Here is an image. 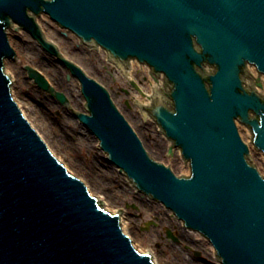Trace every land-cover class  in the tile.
Returning <instances> with one entry per match:
<instances>
[{
    "label": "water",
    "instance_id": "obj_1",
    "mask_svg": "<svg viewBox=\"0 0 264 264\" xmlns=\"http://www.w3.org/2000/svg\"><path fill=\"white\" fill-rule=\"evenodd\" d=\"M43 14L103 48L124 75L132 60L164 75L150 102L137 105L191 175L155 158L110 90L45 36ZM15 25L79 80L86 104L73 107L76 118L140 193L207 238L221 264H264V173L237 125L264 154V0H0V264H156L124 232L119 210L55 155L19 107L6 69L18 57L8 34Z\"/></svg>",
    "mask_w": 264,
    "mask_h": 264
},
{
    "label": "rangeland",
    "instance_id": "obj_2",
    "mask_svg": "<svg viewBox=\"0 0 264 264\" xmlns=\"http://www.w3.org/2000/svg\"><path fill=\"white\" fill-rule=\"evenodd\" d=\"M37 21L46 37L57 44L64 56L77 60L86 74L99 79L110 90L116 105L155 158L162 162L170 160L173 171L187 173L181 152L170 154L166 150L168 145L162 140L164 135L159 126L146 110L142 111L137 105L136 96L141 97L140 101L146 100L142 92L153 81L145 73L144 66H147L133 63L130 70L138 71L133 73L132 79L128 78L117 72V67L104 57L101 50L87 47L75 34L60 27L48 15H41ZM20 32L19 29L9 31L10 43L18 57L10 60L6 69L12 76V91L19 107L48 147L92 193L104 198L106 207L123 213L130 226L124 232L138 250L150 252L156 264H220L212 256L206 242L198 241L187 233L183 223L171 211L139 193L118 168L107 160L95 136L74 114L76 110L73 107L84 109L81 106V89L75 93L76 96L72 90L75 78L29 34L30 38H25ZM27 65L41 72L57 91L64 93L68 103L61 104L49 92L41 89L29 77L25 69ZM131 82H135L142 92L135 90ZM258 89L264 91V81L263 88ZM134 91H138L139 95ZM64 128L69 129L68 136L63 133ZM238 128L243 140L251 147L259 171L264 173V155L252 146L251 131L241 124H238ZM72 130H75V134H72ZM188 173L191 174L190 168ZM169 231L176 240L168 236Z\"/></svg>",
    "mask_w": 264,
    "mask_h": 264
},
{
    "label": "bare ground",
    "instance_id": "obj_3",
    "mask_svg": "<svg viewBox=\"0 0 264 264\" xmlns=\"http://www.w3.org/2000/svg\"><path fill=\"white\" fill-rule=\"evenodd\" d=\"M17 29H19L20 31H22V33L20 32V35H22V36H25V38H30V36L28 35V33L25 31V30H23V29H20L19 27H18V25H15L10 31H12V30H17ZM79 40V39H78ZM96 51H102L103 52V54H104V57L106 58L107 57V53L104 51V50H102V49H95ZM10 60L9 59H7L6 60V64L9 62ZM133 63H135V61H132L131 62V64H130V66H131V68H132V66H133ZM137 64V63H136ZM115 67V66H114ZM144 68H145V73L147 74V75H149L152 79H153V81H151V83H150V86L147 88V89H145L144 90V92H142L141 90H140V93L142 92V94L143 95H145V97H146V100H144V102H150V99H151V92H152V88L153 87H155V86H157V85H160V83H161V80H162V77H163V75L161 74L159 77L158 76H154V74L152 73V71H151V69L149 68V67H145L144 66ZM136 71H138V70H129L128 71V78H130L131 77V79H132V77H133V73H136ZM117 72H119V73H122L123 74V71H118V69H117ZM131 79H130V81H131ZM263 81H264V76H263ZM135 83V82H134ZM72 86H73V93H74V95H75V93L77 92V93H79L80 92V83H79V81L77 80V79H73V84H72ZM75 89H77V91L75 90ZM135 92V94H137V95H139V92L138 91H134ZM76 96V95H75ZM136 98H137V101H138V99H139V101H140V99H141V97L140 96H136ZM81 106L83 107V105H84V98H82L81 97ZM144 106V105H143ZM146 107V106H145ZM83 111H84V109H83ZM68 130L69 129H67V128H64V134L65 135H69V133H68ZM75 131V130H74ZM74 131L72 130L71 132H72V134H75L74 133ZM87 131V130H86ZM163 134V133H162ZM248 135H249V133H248ZM167 138L165 137V136H163L162 137V140L163 141H166L165 143H167V145H169V143H170V141L167 139ZM97 142V141H96ZM159 149V148H158ZM158 149H156V150H158ZM160 150V149H159ZM158 150V151H159ZM160 152V151H159ZM176 153H180V150H176ZM182 165H183V163H182ZM185 165V164H184ZM186 166V172L188 173L189 172V165L188 164H186L185 165ZM122 217V227H123V230L125 231V232H127V230L130 228V226H129V224H127V222H126V220H125V217H124V215H122L121 216ZM186 232L187 233H189L192 237H194L196 240H198V241H202V242H206V244H207V246H208V248H209V251H211V254H212V256H215L216 257V255H215V249H214V247H213V245L206 239V238H204L201 234H199V233H197V232H195V231H191V230H186Z\"/></svg>",
    "mask_w": 264,
    "mask_h": 264
}]
</instances>
